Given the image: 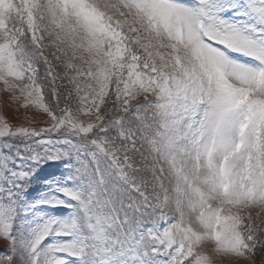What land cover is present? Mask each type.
Returning a JSON list of instances; mask_svg holds the SVG:
<instances>
[{
	"label": "snow or ice",
	"instance_id": "6c2138e0",
	"mask_svg": "<svg viewBox=\"0 0 264 264\" xmlns=\"http://www.w3.org/2000/svg\"><path fill=\"white\" fill-rule=\"evenodd\" d=\"M0 84V264H264V0H0Z\"/></svg>",
	"mask_w": 264,
	"mask_h": 264
},
{
	"label": "rangeland",
	"instance_id": "374dc122",
	"mask_svg": "<svg viewBox=\"0 0 264 264\" xmlns=\"http://www.w3.org/2000/svg\"><path fill=\"white\" fill-rule=\"evenodd\" d=\"M2 89L3 85L0 84V115L8 117L13 124L22 123L26 110L18 108L17 104L11 101L10 94Z\"/></svg>",
	"mask_w": 264,
	"mask_h": 264
}]
</instances>
